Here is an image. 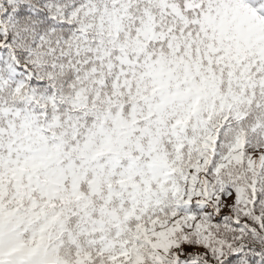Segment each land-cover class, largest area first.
Instances as JSON below:
<instances>
[{
	"label": "snow or ice",
	"instance_id": "obj_1",
	"mask_svg": "<svg viewBox=\"0 0 264 264\" xmlns=\"http://www.w3.org/2000/svg\"><path fill=\"white\" fill-rule=\"evenodd\" d=\"M0 264H264V0H0Z\"/></svg>",
	"mask_w": 264,
	"mask_h": 264
}]
</instances>
